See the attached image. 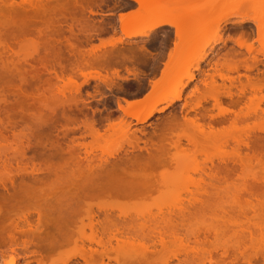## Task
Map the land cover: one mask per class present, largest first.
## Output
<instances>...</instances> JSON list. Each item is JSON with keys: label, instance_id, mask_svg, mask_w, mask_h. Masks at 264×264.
Returning a JSON list of instances; mask_svg holds the SVG:
<instances>
[{"label": "bare ground", "instance_id": "obj_1", "mask_svg": "<svg viewBox=\"0 0 264 264\" xmlns=\"http://www.w3.org/2000/svg\"><path fill=\"white\" fill-rule=\"evenodd\" d=\"M31 1L29 0V3ZM125 1L134 2L138 6L137 11L129 15L131 26L123 29L124 35L128 39L147 38L149 33H154L162 27L174 28L177 35L183 34L182 36L186 39L195 30H198L203 23L205 24V21L211 16L209 13H214L223 6L226 9L227 6L225 5L229 4L230 0H208V3L204 2L206 6L202 7V4H200L199 6L202 8L194 13L190 12V15L188 13L180 21H176V19L181 12L187 11L189 5L196 3L197 0ZM239 1L235 6L240 4L244 6L243 3L245 2L241 1L245 0ZM250 1L253 4L260 3L264 9V0ZM25 2V0H8L2 2V5H8L7 10H5L6 14L8 12V16H12L14 20L19 19L21 22L22 18L29 15L23 5ZM230 2L233 3L232 0ZM237 10H232L217 20L214 45L223 43L219 23L226 22L229 17L241 18L243 16L240 14V10ZM3 11L4 8H1L0 5V14ZM257 15H250L251 17L247 15L246 20L252 22L256 29L257 38L253 41L259 44V49L252 45L251 42L253 41L248 42L250 32H240L239 38L234 41L239 48L245 49L246 55L256 53V56H252V58L244 57V60H239V63L241 61L243 63L239 64L240 67H243L246 72L250 73L252 70H256V77L244 74L245 81L241 82V76L235 78L220 75L219 78L223 81V84L218 88L217 96L213 99L212 110L208 109V111L206 108H201V111L197 110L195 112L194 120L185 121L186 126L192 129L191 132L189 131L191 134L187 131V135L183 134L181 138H174V141L169 138L170 145L169 142L166 143L168 145H166V148L170 149L171 146L175 153H171L172 155L169 153L168 157L170 158H168L167 164L170 163L172 167L166 169L167 172H162V174H165L159 175L158 178L155 177L154 179L153 177V180L146 181L148 179L144 180L145 177L142 179V176H140L142 173L139 174V171L149 169L155 164L157 166L160 157L158 159L156 155H153L155 154L154 147L148 145L145 141L142 142V147L139 146L138 141H142V139L137 137L135 132L132 133L135 144L122 153L106 157L84 153L79 146L74 144L73 139L65 142L64 135L59 139L57 133L53 145V147L57 145V148L54 147V149L56 148L54 157L59 161H63L64 165L62 168H55L51 172L40 171L35 164L37 155L41 154H38L39 149L37 150L36 146L35 126L29 125L28 121V125H26V121L22 125L21 120L19 122L9 120L11 117L8 116L10 115L8 112H11L13 108L11 106V108L0 107V258L4 260L3 264H17L21 256V249H23L22 252L28 251L30 258L33 260L36 255L37 232L40 230L38 229L40 226L37 225H41L38 222L43 214H48L50 218H53V224L50 225L53 226L57 235L59 233L58 236L63 238L64 245L72 244L79 247L80 252L77 248L78 253H76L78 255L75 254L77 257L74 258L76 261L74 264H104L103 259L111 260L110 255L112 254L115 255V263L119 264V261L122 264L128 263L126 262L127 259H134L138 262L143 261V263L145 261L147 264H152L153 260L158 262L154 264H196V262L197 264H238L236 251L225 246L228 242L230 243L232 239V241L235 239L237 242H234L238 245L241 244L242 247L258 246L259 243L264 244V225H261L262 222H257L259 214L264 211V203L262 202L264 199L263 187L248 193L250 201H242V197H235L234 201L231 202L232 209V205L229 206L230 209L228 208V211H234L232 213L224 212L226 215L223 213L221 216L224 219L221 228L227 237L226 244H222L221 249L217 247L221 252H216L213 255V253L205 251L207 256L203 254L205 252L200 253L201 251L199 252L197 248L199 238L203 237L204 240H208L209 237L206 236V232L198 234L193 231L194 229H191V226L193 227L191 220L194 214L197 213L198 209L204 207L207 200L213 199L211 198V192L214 196L216 195L214 191L217 190H215L213 183L220 182L218 176L222 170L256 169L264 165V108H262L264 103V10L261 20ZM124 16L119 17L121 23L125 18L127 20L130 18ZM127 22L125 20L123 24L130 25ZM16 32L14 30L13 33ZM182 36H180L181 40ZM17 37L20 36L17 35ZM17 37L12 35L11 42L13 43L9 45L7 43L6 48L4 47L3 50L4 55H8L7 58H9L8 60L12 65L16 58L14 57L16 55L14 47L19 45L18 41L17 45L15 42L18 40ZM195 37L191 36L190 39L194 40ZM14 43L16 46H14ZM207 55L204 53L194 59V68L191 65V60L188 64L186 61L183 64L175 63L176 65H172L169 70L186 71L189 67H192L191 69L198 71L199 63L205 61ZM259 66L262 70L258 68ZM240 67L234 64L229 65L226 69L232 72ZM168 68L165 69L168 70ZM161 77L160 82L151 84L153 91L141 103L152 101L153 97L157 96L161 82L168 79L166 71H162ZM185 79L191 82L194 79L192 72ZM225 81L228 86L224 84ZM185 84L178 83L176 89L179 85V88L184 87ZM237 87L239 88L237 89ZM176 89L169 92L167 97L159 96L151 103L147 102L148 105L136 107L137 102H126L125 104H118V109L123 111L126 117L134 119L135 122L146 123L154 113L163 112L168 106L180 101V92ZM232 89H237V92L234 94ZM220 90H222V93ZM224 99L229 100L232 109L221 108ZM165 100H169V105L158 109L157 107ZM70 106H64L60 110L62 116L82 114L81 108L78 109V106H74L73 109ZM213 110L218 112L213 114ZM12 114H15L14 111L11 112V116H16ZM129 124L126 120L124 121V127L127 128ZM23 126L25 127L23 128ZM139 133L143 136L142 132ZM200 155L203 157L200 158ZM195 174L203 175L205 180L200 181L201 183L192 181V175ZM47 179H51L53 183L49 186H53L52 189L50 188L52 197L43 205L45 211L41 213L37 191L38 187L44 186V181ZM221 190L219 189L220 192ZM154 194L160 197L161 195L164 197V194L170 197L173 195L174 197L170 203L164 205L165 207H162V205V208H156L158 206L155 205V211H147L142 208L144 212L140 210L142 213L134 214L135 217L122 213L115 217L112 215L115 214L113 212H104L99 203L105 195L142 200L148 199ZM215 198L217 197L215 196ZM147 209L150 208L147 207ZM139 213L140 215H138ZM48 215H46V218H48ZM107 221L109 222L106 223ZM105 224L106 227L104 228ZM63 231H65L64 234H62ZM60 232L62 235H60ZM207 232L209 234L210 231ZM214 232L213 238L215 239L218 234L216 231ZM182 234L185 237L183 239H181ZM143 241L150 243L147 246L142 243ZM137 242L141 243L137 244ZM57 243L62 244L60 241ZM149 244H151L150 247ZM171 244L175 247H172V250L168 249L172 246ZM55 246V249L60 247L58 244ZM258 257L247 260L246 264H264V251ZM65 262L63 264H71V260ZM239 264L242 263L239 262Z\"/></svg>", "mask_w": 264, "mask_h": 264}, {"label": "rangeland", "instance_id": "obj_2", "mask_svg": "<svg viewBox=\"0 0 264 264\" xmlns=\"http://www.w3.org/2000/svg\"><path fill=\"white\" fill-rule=\"evenodd\" d=\"M4 1L8 0H0L1 8H4V11L0 14V107L13 108L11 112L14 111L15 114L12 115L16 116L12 117L9 111L10 115L7 114L11 117L9 120L18 122L21 120L22 125L26 121V125L29 123V125L35 126L36 146L37 150L39 149L38 154L41 153L37 155L35 164L40 171L51 172L53 169H60L64 165L63 161H59L54 157L57 145H55V149L53 145L57 133L59 139L64 135L65 142L73 139L74 144L79 146L84 153L106 157L122 153L135 144V138L132 136V133L135 132L136 136L142 139V141H138L139 146L142 147V142L145 141L148 145L154 147V149L152 148L155 150L153 155L161 159H159L157 166L155 164L149 169L146 168L147 171L141 169L142 171H139V174L141 172V178L145 177L144 180L148 179L146 181L153 180V177L154 179L155 177L158 178L159 175L165 174H162V172H167L166 169L172 167L169 162V165L167 164L168 158H170L168 157L169 153L170 155L175 153L171 146L170 149L166 148L168 146L166 143L169 142L170 145L169 138L174 141L177 137L181 138L183 134L187 135V131L190 133L192 129L186 126L185 121L194 120L197 110L201 111V108L212 110L213 99L216 98L217 90L223 84L219 76L235 78L241 76V82H244V74L251 77H256L257 74L256 70L249 73L239 65L242 63V61L239 63V60H244V57L252 58V56H256V53L246 55L245 49L239 48L234 42L239 38L240 32L243 31H246L245 33L250 32L248 42L257 38L256 29L252 22L246 20V16L251 17L258 14L257 16L261 20L264 9L260 3V5L253 4L250 0L241 1L245 2L243 3L244 6L240 4L241 8L240 5L235 6L240 2L239 0H232L233 3L230 0V6H228L229 4L225 5L227 6L226 9L223 6L218 11L209 13L211 16L208 17L205 24L203 23L199 29L197 28L199 31L195 30L196 32L194 31L186 39L182 36L183 34L180 35L183 37L182 40L176 34V30L171 27H162L154 33H149L147 38L128 39L124 35L123 29L131 26L129 15L138 9L137 4L131 1L32 0L29 3V0H25L26 2L23 5L29 15L22 18L21 22L17 18H15L17 20H14L12 16H8V12L5 13L8 5H2ZM207 1L203 0L202 3L201 0L198 4L199 0H197L196 3L189 5L187 11L181 12V16L179 15L176 21H180L188 13L190 15V12L194 13L199 8L206 6L204 2ZM200 4H202V7L199 6ZM31 5L32 7H30ZM232 10H240V14L243 16L241 18L229 17L226 22L219 23L223 43L214 45L217 20ZM124 15L130 17H127L128 20L125 18L130 23L128 26L125 23L123 24L125 20L122 23L120 21L119 17ZM14 30L15 32L18 31L13 33ZM12 35L20 36L15 41L16 45L19 42L18 47L14 43V46H16L14 47L16 53L14 57L16 58L13 59V65L8 60V55L6 56L3 53L6 44L13 43L11 42ZM197 35L199 36L197 37ZM191 36L196 37L192 40L190 39ZM251 43L259 49L257 42L253 41ZM204 53L208 55L205 61L199 63L198 71L191 69L193 66L195 67L194 59ZM191 60L192 67H189L186 70L187 72L185 70H169L172 65H176L175 63L183 64L186 61L188 64ZM234 64L240 68L232 72L226 69L229 65ZM167 67H169L168 70L165 69ZM258 68L262 70L260 66ZM163 70L168 74V79L161 82L160 90L157 96L153 97V100L159 96L167 97L169 92L176 89L178 83H186L184 87L179 88V85L178 90L176 89L180 92V101H176L171 106H168L169 100L163 101L157 108L168 107L163 112L154 113L146 123L140 124L131 117H126L123 111L118 109V104L137 102L135 106L142 107L151 103L153 100L147 101L148 103H141V101L153 91L151 84L162 80ZM191 72L194 79L188 82L185 78ZM224 84L228 86L226 81ZM237 89H232V92L235 94ZM220 91L222 93V90ZM68 105H71L73 109L78 106V109H82V114L62 116L60 110L64 106L68 107ZM83 106L85 107L83 108ZM221 108L232 109L229 100L224 99ZM262 108H264V103ZM21 110L23 111L21 112ZM18 112H21L22 115ZM217 112V110H213L212 113ZM24 118L25 120H23ZM125 120L130 123L127 128L124 127ZM139 132H142L143 136ZM182 142L184 143V141ZM202 157L200 155V158ZM218 178H220V182L213 183L215 190H217L214 191L217 198L211 192V198H215V200H207L204 207L198 209L200 213L197 211L192 220L190 219L191 225H193L191 229H194V232L198 234L206 232V236L209 237L208 240H204L203 237L199 238V246L197 245L199 252L206 251L213 253V255L216 252H221V245L226 244L227 241L224 230L221 228L224 221L221 216L224 212L232 213L234 211H228V208L232 205L231 202L234 201L235 197H242V201H250L249 192L264 188V165L256 169H225L221 171ZM51 179L45 180L44 186L38 187L37 194L41 213L45 211L43 205L52 197L50 192H52L53 186L49 187L53 184V179ZM191 180L199 183L205 180V177L195 174L192 175ZM219 189H222L221 192ZM166 194H164V197L160 194L162 198L154 194L155 196L152 195V198L142 200L105 195L99 203L104 212H113L115 214L112 215L115 217L121 213L135 217L138 212L142 213L145 209L155 211L156 208L162 205V207H165L164 205L170 203L174 197ZM262 202L264 203V199ZM147 207L150 209H147ZM232 207L233 205L231 209ZM263 212L259 214L257 220L258 223H263L261 225H264ZM224 214L226 215V213ZM43 215H41L38 222L41 225H37L40 226L38 227L40 230L37 232L35 257L32 260L29 252L26 250L22 252L23 249H21V256L17 264H63V262L66 263L65 261L69 262L70 260L71 264L76 263L74 258L77 257L75 254L80 252L79 247L72 244L64 245L63 238L58 236L59 233L57 235L53 226L50 225L53 224V218H50L48 214ZM46 215H48V218H46ZM43 225L44 227H42ZM207 231H210L209 234ZM214 231L218 234L215 239L213 238ZM64 233L65 231L62 232V234ZM62 234L60 232V235ZM183 238L185 237H181V239ZM232 240L225 246L236 251L238 264L239 262L246 264L249 259L259 258L260 253L264 251V244L259 243L258 246L242 247L241 244L235 243L237 242L235 239V242ZM59 241L62 244L57 243ZM140 243L137 242V244ZM142 243L148 246L150 242L143 241ZM56 244L61 248L55 249ZM173 246L168 247V249L172 250ZM206 252L203 254L207 256ZM110 258L111 260L104 258L103 263L119 264L115 263V255H110ZM3 262L4 260L0 258V264H3ZM119 262L122 264L121 261ZM126 262L128 263L125 264L143 263V261L138 262L134 259H127ZM155 262L157 261L153 260L152 264ZM145 263L147 264L144 261L143 264Z\"/></svg>", "mask_w": 264, "mask_h": 264}]
</instances>
